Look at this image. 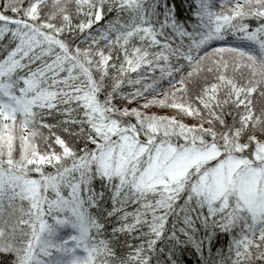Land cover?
<instances>
[{
    "label": "snow or ice",
    "instance_id": "snow-or-ice-1",
    "mask_svg": "<svg viewBox=\"0 0 264 264\" xmlns=\"http://www.w3.org/2000/svg\"><path fill=\"white\" fill-rule=\"evenodd\" d=\"M0 264H264V0H0Z\"/></svg>",
    "mask_w": 264,
    "mask_h": 264
},
{
    "label": "rangeland",
    "instance_id": "rangeland-1",
    "mask_svg": "<svg viewBox=\"0 0 264 264\" xmlns=\"http://www.w3.org/2000/svg\"><path fill=\"white\" fill-rule=\"evenodd\" d=\"M154 110H157V111H159L161 113L167 112L168 114H171L170 110H168V109H154Z\"/></svg>",
    "mask_w": 264,
    "mask_h": 264
},
{
    "label": "trees",
    "instance_id": "trees-1",
    "mask_svg": "<svg viewBox=\"0 0 264 264\" xmlns=\"http://www.w3.org/2000/svg\"><path fill=\"white\" fill-rule=\"evenodd\" d=\"M193 3H194V0H193ZM182 14L184 16H187L188 15V12H187V8L185 7V9L182 10ZM223 240V237L221 238Z\"/></svg>",
    "mask_w": 264,
    "mask_h": 264
}]
</instances>
